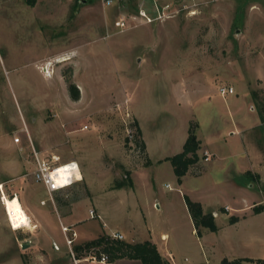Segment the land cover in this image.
Returning <instances> with one entry per match:
<instances>
[{"label":"rangeland","instance_id":"374dc122","mask_svg":"<svg viewBox=\"0 0 264 264\" xmlns=\"http://www.w3.org/2000/svg\"><path fill=\"white\" fill-rule=\"evenodd\" d=\"M157 1L175 15L146 23L140 11L155 16L151 0H115L110 7L103 0H0V164L17 165L19 193L38 161L53 155L57 164L82 160L87 177L52 197L45 192L42 205L54 216L44 226L45 242L55 240L60 250L38 245L41 227L32 215V227L17 231L19 264H101L91 259L98 248L79 255L76 247L89 241L78 231L72 253L61 221L75 208L77 218L97 214L95 199L109 231L132 229L144 241L145 215L154 236L168 234L176 264H211L183 210L184 194L216 213L233 243V253L225 246L224 255L264 256V210L254 213L264 208V0ZM121 19L127 29L117 25ZM222 86L234 94L223 97ZM138 119L155 159L178 153L189 123L199 124L212 155L201 156L198 172L206 171L189 174L182 195L169 161L144 170ZM231 137L245 157H234ZM8 142L14 149H4ZM132 170L155 180L152 193L146 185L131 196L107 192ZM231 215L242 219L230 226Z\"/></svg>","mask_w":264,"mask_h":264},{"label":"crops","instance_id":"0c3cea01","mask_svg":"<svg viewBox=\"0 0 264 264\" xmlns=\"http://www.w3.org/2000/svg\"><path fill=\"white\" fill-rule=\"evenodd\" d=\"M138 122H139V126L141 128V131H142V139H143L145 146H146L145 154H146L148 160L150 161L149 166H145V164H144V166H145L144 170H147V169L151 168L153 165H155L156 163H159L161 160H164L168 157H172V156H174V155H176L182 151L183 146H184L186 139L188 137V130H189L190 123L188 125L187 132L182 136L180 142L178 143V148H179L178 153H174L173 155L163 156V157H159V158L155 159V158H152L150 156L149 143L144 138L143 129L141 127L139 119H138ZM238 126L245 127V124L242 122L241 123L239 122ZM234 133H235V131H233V133H231V131H228L227 136H229V137L234 136ZM197 136H198V133H197ZM198 139L201 142V148L198 151V155L200 156V159H201V156H203L205 152H208L212 155L209 147L207 145L203 144V141L199 138V136H198ZM237 142H238V140L231 137L230 144H232L233 150H235L234 157L235 156L239 157V158H242L243 156L245 157V153H243V154L240 153V151L237 147V145L239 143L237 144ZM12 147H13V145L9 144V142H8V144L6 145V147L4 149L5 150L14 149V147L13 148ZM246 155H248V153ZM77 163L79 164V167H80L81 178H80V180H77L76 183L84 181V178L86 181L87 177H86L85 164L83 163L82 160L77 161ZM13 164H15V163H13ZM34 171H31V176L29 179H27L28 180L27 182H25V181L21 182V184H23L24 186H23V190L19 193V192L14 190L15 187L13 186L14 183L17 182V180H16L17 179L16 173L18 172L17 165H12V163L0 164V264H19L18 263L19 240H18V236H17V233H18L17 231L19 229L17 230L15 228H13V226L10 222L9 214H8L7 209L5 207V204H4V195H6L9 198H12L15 196L18 197L23 208L26 210L27 214L29 215V217L32 215L38 217V225L41 227V231L39 230L40 231V233H39L40 238H38V245L41 248H45L48 251L50 250L54 254H55V250H60V246L58 245L59 243L56 242L55 240L54 241L52 240L50 242V244H47L45 242V239H47V236H46L47 233H45V231H44L45 230L44 226L48 225V222H50L54 216L49 210H47L46 207H44V205H42V200H43V198L46 194L45 192H47V190H46V187L42 183L36 182L34 177H32V174L34 173ZM205 171H206V167L204 166L202 174H204ZM247 171H253V170L249 169ZM247 171L246 170L242 171L241 174H243ZM139 173L140 172L137 170H132V173L130 174V176H131L130 179L133 183L132 187L125 186L121 189L115 188V189H112V190L107 191V192L114 193V192L119 191V190H126L130 193V196H131V193L136 195V193H137L136 191L138 190V187L142 188L143 185H146V189L148 188L146 191L152 193L153 192V191H151V190H153L152 187H154V189H155V180L152 179L151 177H147V176L141 177L138 175ZM189 174L190 173H187V175H185L183 177L182 185L178 184V187H179L178 190L181 192V195H182V188L186 187V180H187V177L189 176ZM25 175L29 176L28 173H26ZM231 175H233V173ZM78 176H80V175H78ZM176 181H177V179H176ZM19 186H20V184H19ZM24 187H25V189H24ZM59 192H61V191H59ZM185 195L186 194H184V196ZM130 196H129V194L122 195V201L124 202L126 200L123 198H129ZM187 196H189V195H187ZM112 197H118V196L113 195ZM154 200L156 201V199H154ZM192 200H194V199H192ZM200 203L203 206L204 212L209 213V211H207L206 208L204 207V204L201 201H200ZM247 203L248 204L250 203L249 200L247 201ZM253 203H254V201H253ZM253 203H251V204H253ZM255 203H256V201H255ZM125 204L126 203L124 202L123 205L125 206ZM153 205L155 207L156 206L159 207V203H157V202H154ZM93 206L95 207L97 214L100 216V218L91 219V217L89 216V212H90L89 210H88V215L82 214V215H79V217L77 218V215H75V211L77 208H75L73 211V214L70 215L72 218L66 216L64 218L62 217V220H61L62 224H64V222H65L67 224V226H72V225L75 226L76 225V229H77V231L79 233V237L82 239V241H91V240H94V239L100 237L103 234L111 235L112 233H114V234L116 233V232H111L108 230V228H107L108 226L102 217L103 205L100 203L99 199H95ZM141 210H143V209L141 208ZM183 210L186 212L185 215L189 219V221H190L189 223H191L193 232L195 233L196 232L195 226H194L192 217L189 213V210L187 208V205L185 203V200H184ZM212 211H214V210H212ZM214 216L216 219V213L215 212H214ZM235 216H237V215H235ZM247 216L248 215L244 216L243 218H247ZM63 219H64V222H63ZM68 219H71V220H68ZM65 220L68 222H66ZM92 220L93 221L99 220L101 222H93V224H91ZM85 223H87L85 226H81ZM144 223H145V226L148 230V235H149L148 238L145 239L144 241L150 240L153 243H155L157 245L159 251H160V254L166 260H168L170 262V264H176L175 258L173 256L171 249H170L168 234L165 232H162L160 235V238L157 236H154L152 230L150 229V226L148 225V219L145 215H144ZM62 224H60V225H62ZM216 224H217V221H216ZM38 225H37V228H38ZM230 226H233V225H230ZM117 233L121 234L123 236V241H125L127 243L143 242V241H138L136 239V237L133 235L132 229L130 231H118ZM196 235H197V233H196ZM198 241H199V246L201 247L203 252L206 253V256L208 255V257H211V264H221L224 259H227L229 261H233L236 259H245V258H250L253 260H258V259L264 260V256L255 258V257L239 256V255H224V253L221 250L223 247L225 248V246H228V249H229L228 251L230 254L233 253V250H232L233 247H230V245H232L233 243L230 241L229 237H227L226 234L223 233L221 227H219V231L215 232V233L211 232L207 229L203 230V236L201 238L198 237ZM229 253H227V254H229ZM208 262H210V261L208 260ZM250 263H252V262H243V264H250ZM110 264H142V262L139 260L122 259V260H117V261L110 263ZM253 264H256V263H253Z\"/></svg>","mask_w":264,"mask_h":264},{"label":"trees","instance_id":"16d2710c","mask_svg":"<svg viewBox=\"0 0 264 264\" xmlns=\"http://www.w3.org/2000/svg\"><path fill=\"white\" fill-rule=\"evenodd\" d=\"M33 2L34 1H32L31 4H33ZM69 91L73 100L76 101L80 99V93L75 84L71 83L69 85ZM260 113L261 115H263L262 120L264 121V107L261 108ZM135 127V142L141 149V151L145 154L146 146L142 139V131L137 121H135ZM198 128L199 124L191 122L188 130V137L182 151L172 157H168L159 162L162 163L164 161H169L172 164L174 174L177 177V182L179 185H182V179L185 175H187V173H192L195 176H200L202 174V170L198 172L199 168H197L200 166L199 163L201 160L200 156L198 155V151L201 148V142L197 136ZM145 157V166H149L150 161L148 160L146 154ZM246 177L250 178V172L246 174ZM125 186H133L129 172L126 173L125 180L116 184V189H121ZM184 200L192 217L195 230L199 238L203 236V230L205 229L214 233L219 231V227L216 224V219L213 213H205L202 204L200 202L192 200L187 195L184 196ZM263 210L264 208L262 206L254 207L255 214H260ZM222 211L228 213L226 208H223ZM240 220L241 219L238 216L231 215L229 217V224L235 225ZM92 248L99 249V257L101 256V254H106L108 256L109 263H113L117 260L128 259L139 260L142 262V264H170V262L160 254L157 245L150 240L139 243H127L123 240L114 239L108 234H103L94 240L86 242L84 245L77 246L76 250L77 252H80L79 255H81V253L85 249H87V251L89 252ZM243 262L264 264V260H253L250 258L236 259L233 261L224 259L221 264H243Z\"/></svg>","mask_w":264,"mask_h":264},{"label":"built area","instance_id":"2783aa9c","mask_svg":"<svg viewBox=\"0 0 264 264\" xmlns=\"http://www.w3.org/2000/svg\"><path fill=\"white\" fill-rule=\"evenodd\" d=\"M154 9L156 10V15L151 17L145 11H140V17L144 18L146 23H153L156 21H162L166 18H169L175 15L176 11L172 9L170 4L161 5L157 0H151ZM103 3L106 7L113 6L115 0H103ZM188 6L184 5V8ZM195 13V10H192ZM191 12V13H192ZM124 19H121L117 25L121 28L127 29L126 22ZM126 27V28H125ZM219 93L226 97L227 95L234 94L233 87L222 86L219 88ZM20 139L15 138V143H19ZM205 160L209 161L211 159V154L208 152L204 153ZM59 157L53 155L51 159H41L38 161L37 168L34 172V179L38 183H42L47 190L48 195L50 197L53 196L54 193L59 191H64L71 188L76 181L79 179L78 175L81 177V171L79 164L76 161H71L65 164H57L59 162ZM61 171V172H60ZM91 218H100L99 215L95 213L94 210L90 211ZM62 231L65 236L66 245L71 249L74 254L72 247L75 244L76 239L78 238L77 230L74 226H62ZM114 239H123V236L119 233H115L112 236ZM91 259L93 262H99L101 264L108 263V256L106 254H101L99 257L92 256Z\"/></svg>","mask_w":264,"mask_h":264},{"label":"bare ground","instance_id":"6f19581e","mask_svg":"<svg viewBox=\"0 0 264 264\" xmlns=\"http://www.w3.org/2000/svg\"><path fill=\"white\" fill-rule=\"evenodd\" d=\"M46 76L49 77L50 74L46 73ZM78 178V180H80L81 177L78 176ZM4 204L9 214V219L13 228L18 230L23 228L30 229L32 227L31 219L26 210L23 208L18 197L9 198L4 195Z\"/></svg>","mask_w":264,"mask_h":264},{"label":"water","instance_id":"95a60500","mask_svg":"<svg viewBox=\"0 0 264 264\" xmlns=\"http://www.w3.org/2000/svg\"><path fill=\"white\" fill-rule=\"evenodd\" d=\"M23 247H25V246H27V243L25 244V243H23V245H22Z\"/></svg>","mask_w":264,"mask_h":264}]
</instances>
